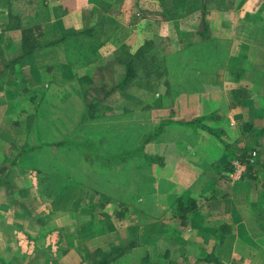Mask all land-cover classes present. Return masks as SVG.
Listing matches in <instances>:
<instances>
[{"label": "crops", "instance_id": "1", "mask_svg": "<svg viewBox=\"0 0 264 264\" xmlns=\"http://www.w3.org/2000/svg\"><path fill=\"white\" fill-rule=\"evenodd\" d=\"M78 1L69 25L92 30L95 0ZM105 8V35L82 38L88 51L125 45L144 56L166 43L181 84L199 93L191 108L210 126L184 138L197 164L184 167L180 138L164 132L144 154L116 159L97 143L93 154L57 147L65 137L50 147L0 142V264H264V0ZM250 152L255 165L243 170ZM180 201L193 208L178 211Z\"/></svg>", "mask_w": 264, "mask_h": 264}, {"label": "rangeland", "instance_id": "2", "mask_svg": "<svg viewBox=\"0 0 264 264\" xmlns=\"http://www.w3.org/2000/svg\"><path fill=\"white\" fill-rule=\"evenodd\" d=\"M105 4L106 0H95L92 30H75L69 24L77 14L78 0H0V142L15 146L21 141L18 137H25L28 146L50 147L65 137L67 148L77 141L88 147L97 143L100 153L116 159L123 153L144 154L164 132L180 138L183 147L178 156L184 167L197 164V157L186 148L190 145L184 141L185 132L206 130L180 122L203 119L200 109L191 108L199 93L192 92L193 83L181 84L187 77L166 59L170 45L146 47L143 56L125 45L119 49L120 45H105L92 54L82 42L105 35ZM82 46L84 54H78ZM74 157L67 156V161ZM240 159L252 166L256 155L250 152ZM76 162L81 163L78 158ZM232 174L238 177L237 171Z\"/></svg>", "mask_w": 264, "mask_h": 264}, {"label": "trees", "instance_id": "3", "mask_svg": "<svg viewBox=\"0 0 264 264\" xmlns=\"http://www.w3.org/2000/svg\"><path fill=\"white\" fill-rule=\"evenodd\" d=\"M13 1H15V0H13ZM10 31H11V27H10V29H9ZM4 31H6V29L4 30ZM60 41H57V42H51V43H49L48 44V46H50V45H54V44H56V43H59ZM33 49L31 48L29 51H25V53H23L22 54V57L23 56H27V55H29V53H31V51H32ZM18 59H19V57H18ZM16 60H14V61H12V63L13 62H15ZM132 75H134L131 71L129 72V77H131ZM200 122H203V120H196V121H193V122H186V123H183V122H180V124H183V125H187V126H189V127H192V128H201V129H204V130H206L207 128L205 127V126H203V125H200L199 123ZM177 123V122H176ZM66 145V142H63V143H59V144H56V146L57 147H64ZM72 146L73 147H82V148H87L88 146L87 145H84V144H72ZM89 148H91V147H89ZM134 154L136 153V152H133ZM148 158V160H150V161H154V159L153 158H151V157H147ZM251 167V166H250ZM247 168H249V165H248V167ZM178 211H180V212H182V213H187L189 210H191V208H193V207H190V209H187L186 207H184V204L180 201V203H178ZM183 208V209H182Z\"/></svg>", "mask_w": 264, "mask_h": 264}, {"label": "built area", "instance_id": "4", "mask_svg": "<svg viewBox=\"0 0 264 264\" xmlns=\"http://www.w3.org/2000/svg\"><path fill=\"white\" fill-rule=\"evenodd\" d=\"M247 162H248V160L245 161V163L240 164V166L243 168V170L247 167V165H248Z\"/></svg>", "mask_w": 264, "mask_h": 264}]
</instances>
